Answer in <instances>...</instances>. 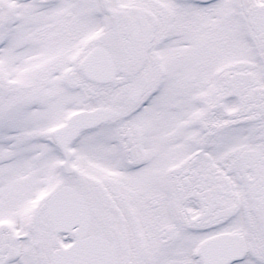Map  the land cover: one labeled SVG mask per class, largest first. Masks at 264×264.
<instances>
[{"label":"snow or ice","instance_id":"obj_1","mask_svg":"<svg viewBox=\"0 0 264 264\" xmlns=\"http://www.w3.org/2000/svg\"><path fill=\"white\" fill-rule=\"evenodd\" d=\"M0 264H264V0H0Z\"/></svg>","mask_w":264,"mask_h":264}]
</instances>
